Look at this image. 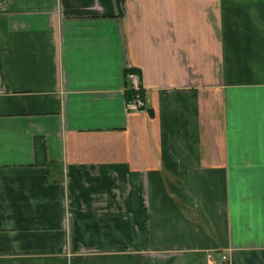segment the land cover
<instances>
[{"label": "crops", "instance_id": "obj_1", "mask_svg": "<svg viewBox=\"0 0 264 264\" xmlns=\"http://www.w3.org/2000/svg\"><path fill=\"white\" fill-rule=\"evenodd\" d=\"M0 264H264V0H0Z\"/></svg>", "mask_w": 264, "mask_h": 264}, {"label": "built area", "instance_id": "obj_2", "mask_svg": "<svg viewBox=\"0 0 264 264\" xmlns=\"http://www.w3.org/2000/svg\"><path fill=\"white\" fill-rule=\"evenodd\" d=\"M127 80L130 84V87L134 90V96L127 101V109L134 111L145 110L146 101L143 96L140 75L129 68L127 71ZM221 258L226 260V255L222 254Z\"/></svg>", "mask_w": 264, "mask_h": 264}, {"label": "trees", "instance_id": "obj_3", "mask_svg": "<svg viewBox=\"0 0 264 264\" xmlns=\"http://www.w3.org/2000/svg\"><path fill=\"white\" fill-rule=\"evenodd\" d=\"M127 94L129 95L128 98L131 99L134 96V90L130 87V89H128V93ZM37 151L39 153H42V152L45 151V142L41 138H39L37 140Z\"/></svg>", "mask_w": 264, "mask_h": 264}]
</instances>
